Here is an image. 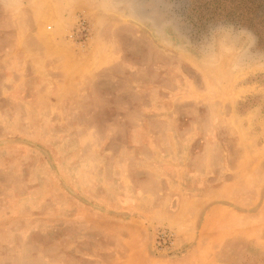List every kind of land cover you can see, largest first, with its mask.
<instances>
[{
    "label": "rangeland",
    "instance_id": "1",
    "mask_svg": "<svg viewBox=\"0 0 264 264\" xmlns=\"http://www.w3.org/2000/svg\"><path fill=\"white\" fill-rule=\"evenodd\" d=\"M258 2L0 0V264H264Z\"/></svg>",
    "mask_w": 264,
    "mask_h": 264
},
{
    "label": "crops",
    "instance_id": "2",
    "mask_svg": "<svg viewBox=\"0 0 264 264\" xmlns=\"http://www.w3.org/2000/svg\"><path fill=\"white\" fill-rule=\"evenodd\" d=\"M182 243V242H181ZM209 255V248L200 246L199 243L193 244L191 249L185 254L173 255L169 258H163L167 264H201L203 263L207 256ZM158 259L152 258L149 264H161L162 262H157ZM162 260V259H160ZM159 260V261H160ZM156 261V262H153Z\"/></svg>",
    "mask_w": 264,
    "mask_h": 264
},
{
    "label": "built area",
    "instance_id": "3",
    "mask_svg": "<svg viewBox=\"0 0 264 264\" xmlns=\"http://www.w3.org/2000/svg\"><path fill=\"white\" fill-rule=\"evenodd\" d=\"M83 23L84 21L81 18L77 19V26H79L82 29H85ZM156 239L158 246L160 247L167 246L169 245V243H171L172 234L169 231L162 230L161 232H159V234H157Z\"/></svg>",
    "mask_w": 264,
    "mask_h": 264
},
{
    "label": "trees",
    "instance_id": "4",
    "mask_svg": "<svg viewBox=\"0 0 264 264\" xmlns=\"http://www.w3.org/2000/svg\"><path fill=\"white\" fill-rule=\"evenodd\" d=\"M262 3V4H261ZM256 17L258 18V17H263L264 16V0H263V2H258L257 3V10H256ZM262 23V22H261ZM249 25H252V24H249ZM253 25H254V23H253ZM253 25H252V27H253ZM258 34V33H257ZM256 34V36H257V38H258V44L260 43V41H261V35H257Z\"/></svg>",
    "mask_w": 264,
    "mask_h": 264
}]
</instances>
